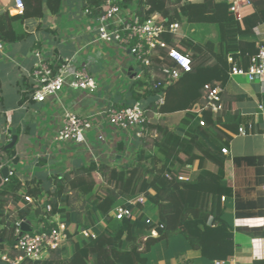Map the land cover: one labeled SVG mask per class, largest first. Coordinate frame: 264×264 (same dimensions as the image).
<instances>
[{
	"label": "trees",
	"instance_id": "obj_1",
	"mask_svg": "<svg viewBox=\"0 0 264 264\" xmlns=\"http://www.w3.org/2000/svg\"><path fill=\"white\" fill-rule=\"evenodd\" d=\"M22 1L21 14L0 10V40L4 43L29 37V20L36 21V30L55 31L42 21L45 11L54 17L63 0ZM77 2L78 10H86L85 16L95 20L106 11L109 0ZM118 4L140 20L158 13L160 18L179 23L183 37L168 34L164 39L190 55L192 68L162 88V84L155 86L160 78H151L148 67L143 79L131 80L125 100L113 104L122 108L139 101L146 109L144 131L140 138L134 137L137 145L129 162L121 160L124 146L118 142V156L112 161L90 160L60 172L24 178L12 169L5 181L0 167V254L14 243L11 229L15 221H43L57 214L66 224L67 241L42 259L22 264H157L189 250L198 251L206 262L226 260L235 249L234 230L264 237L263 227H234L232 220L224 217L226 206L220 200L221 196L224 200L233 198L235 218L264 216V191L250 196L252 188L238 189L252 183L263 185V154L233 156L235 184L229 187L224 181L229 154L221 151L228 150L231 142L228 131L237 132L243 122L246 131L253 130L252 117L244 118L239 108H233L234 103L248 97L228 89L232 64L227 59L231 57L246 68L249 56L257 52L252 29L264 21V0H253L254 11L245 15L242 23L229 11L227 0H120ZM40 46L39 41L32 44V48ZM58 59L53 62L57 64ZM154 68L158 71L160 63L155 61ZM17 83L19 102L31 100L34 82L30 75H22ZM205 84L221 88L223 108L217 113L203 110L198 115ZM161 95L162 104L158 102ZM259 100L264 109V94ZM2 102L0 93V119ZM181 111L183 116L174 125L161 124L153 117ZM19 132L15 127V134ZM15 145L7 149L0 146V154L6 155L11 166ZM37 164H42V158ZM25 194L33 202L25 201ZM140 197L142 204L136 202ZM48 204L50 210L46 209ZM118 205L132 210L136 218L114 217L112 211ZM84 230L89 234L84 235ZM0 264H5L1 258ZM253 264H264V258L254 259Z\"/></svg>",
	"mask_w": 264,
	"mask_h": 264
},
{
	"label": "crops",
	"instance_id": "obj_2",
	"mask_svg": "<svg viewBox=\"0 0 264 264\" xmlns=\"http://www.w3.org/2000/svg\"><path fill=\"white\" fill-rule=\"evenodd\" d=\"M10 2L11 0H0V10H5ZM77 3V0H63L59 12L52 18L45 11L46 17L42 24L54 29V32L36 30V21L30 20L31 22L27 23L31 31L29 37L21 42L4 43V49L0 52V93L3 98L0 146L5 147L10 142L12 130H15V127L20 129L15 145V157H18V162L12 163L13 166H11L7 163L6 155L0 154V165L3 160L22 178L43 175L52 171L60 172L74 164L90 160L111 161L118 156L116 150L118 142H123L124 150L120 157L125 162L137 145L133 132H125L108 126L102 115L103 109L107 106L105 105L106 100L109 99L110 105L115 101L114 98L128 89L133 60L129 52L118 45L93 41L95 22L78 10ZM11 10L9 9L10 14H14ZM253 11V7L247 8L245 15ZM260 40L261 38L257 37L256 47ZM34 41L40 42L41 46L38 50L45 58L70 57L79 50L80 56L77 58L87 63L90 74L97 81L96 91L92 94H82L63 90L56 99L44 102L27 100L21 104L19 102L21 96L16 90V84L22 75L30 74L36 61L32 52L37 49L32 48ZM228 89L237 94L247 95V99L234 103L233 108H239L244 118L252 117L254 130V132L253 130L246 131L245 135L239 134L238 131H228L232 139L227 147L229 159L224 163V181L227 186L234 187L235 168L232 157L256 154H263L264 157V109L259 100V95L264 94V81L246 82L241 76H234L229 80ZM65 109L90 116L94 125L97 126L94 127L95 131L87 135L84 144H55L53 142L55 131ZM178 113L182 115L174 124L183 116L182 111ZM239 126L245 128L244 122ZM97 130L103 134L104 141L96 139ZM112 152L115 154L110 159L109 154ZM35 154L42 158L41 165L37 164L38 157ZM248 188L253 189L250 191V196H256L257 191H264V183L261 187L254 183L249 186H238L241 191ZM223 202L226 206L224 217L232 220L234 227L264 228V216L235 218L233 198H227ZM156 234V232L152 233L153 236ZM234 242L233 255L222 264H253L254 259L264 258V237H250L234 230ZM159 264H214V262H206L200 257L198 251L189 250L179 258L160 259Z\"/></svg>",
	"mask_w": 264,
	"mask_h": 264
},
{
	"label": "built area",
	"instance_id": "obj_3",
	"mask_svg": "<svg viewBox=\"0 0 264 264\" xmlns=\"http://www.w3.org/2000/svg\"><path fill=\"white\" fill-rule=\"evenodd\" d=\"M120 0H109L106 11L94 20L95 36L93 41L115 44L129 52L133 60V70L131 80H140L145 76L146 68H150V77L158 76L159 82L155 86L166 88L168 85L179 79L182 74L189 72L192 68V60L188 53L180 51L175 46H171L164 39V35H174L182 38L179 32V23L169 22L160 18L158 13H153L147 18L140 20L133 11H123L118 4ZM229 11L234 18L242 23L247 8L253 7V0H227ZM11 11L14 14H21L24 9L22 0H14ZM9 11V10H8ZM10 12V11H9ZM11 13V12H10ZM86 14V10L83 12ZM256 37L261 38L257 44V52L249 56L246 68L233 62L228 57L231 68L229 77L246 76L248 81H264V21L259 22L252 29ZM4 49V42L0 40V52ZM36 58L30 77L34 82V90L31 93V100L34 102H44L56 99L60 92L92 94L97 89V81L90 74L87 63L78 60L79 50L70 57H59L55 64L53 58H45L40 50L34 49ZM155 61L160 63L158 71L154 68ZM204 102L202 107L196 110L201 115L203 110H210L213 113L219 112L223 108L220 92L217 85L205 84L203 87ZM164 95L159 96L160 104L164 101ZM104 122L113 128L125 132H133V136L140 138L144 131L146 121V109L141 102L137 101L131 106L117 108L109 105L102 111ZM200 124L203 125L201 121ZM93 120L90 116L82 115L74 110L65 109L61 122L55 131L53 142L55 144H84L87 135L95 131ZM97 127V126H96ZM99 127V125H98ZM238 133L245 135L247 132L243 126H239ZM96 139L104 141L103 134L97 130ZM223 153H227L226 148H222ZM10 164V162H7ZM2 160L0 167L7 166ZM8 175L12 169L8 166ZM7 178L2 179L5 181ZM179 179H185L179 177ZM25 201L33 202L30 195H24ZM220 200L223 202L224 197ZM136 202L142 204L144 199L137 198ZM47 210L51 209L50 204ZM117 219L129 218L134 220L136 214L129 208L118 205L112 211ZM46 217V215H44ZM25 225V229L22 227ZM47 224L44 228V225ZM14 243L7 251L0 254L1 260L5 264H22L25 260H40L47 256L51 249H56L67 241L66 224L53 215L46 220L37 221L35 219H21L14 222L11 229ZM152 233H155L153 230ZM84 235L89 231L84 230ZM228 259V258H227ZM225 260L214 261V264H222Z\"/></svg>",
	"mask_w": 264,
	"mask_h": 264
},
{
	"label": "rangeland",
	"instance_id": "obj_4",
	"mask_svg": "<svg viewBox=\"0 0 264 264\" xmlns=\"http://www.w3.org/2000/svg\"><path fill=\"white\" fill-rule=\"evenodd\" d=\"M194 1V0H193ZM29 22H31L30 20H29ZM242 78H244V81H246V82H248V79H247V77L246 76H244V75H242L241 76ZM7 91V90H6ZM9 92H11V91H9ZM126 94H127V90H125L123 93H120V95L119 96H117L116 98H114L113 100H115V101H113V103H110V105H113V104H115V103H120V102H123L124 100H125V96H126ZM105 105H107V106H109V99L108 100H106V104ZM107 106H105V108L107 107ZM182 115V113H172V114H167V115H163V114H161V115H158V114H156V115H154L153 117L154 118H156V119H158L159 121H160V123L161 124H166V125H173L174 124V122L180 117ZM201 122V121H200ZM202 125V124H201ZM154 133V132H153ZM57 147V146H56ZM114 152H112L111 154H109L110 155V159H112L113 158V156H114ZM35 156H36V154H35ZM36 157H38V156H36ZM40 157V156H39ZM38 157V158H39ZM112 161V160H111ZM125 162H129V158H126L125 159ZM13 163V162H12ZM71 167V166H70ZM69 167V168H70ZM32 220V219H31ZM160 261V260H159ZM159 261L157 262V264H159Z\"/></svg>",
	"mask_w": 264,
	"mask_h": 264
},
{
	"label": "water",
	"instance_id": "obj_5",
	"mask_svg": "<svg viewBox=\"0 0 264 264\" xmlns=\"http://www.w3.org/2000/svg\"><path fill=\"white\" fill-rule=\"evenodd\" d=\"M14 6V0H11V2H10V5L9 6H7L6 8H5V10H9L10 8H12ZM12 137H11V140H10V142L4 147V149H7V148H11V147H13L15 144H16V142H17V135L15 134V130H12ZM18 162V157H14V159H13V163L14 164H16ZM2 178L3 179H5V178H7L8 177V167L7 166H5V167H3L2 168ZM22 227L25 229V225L24 224H22Z\"/></svg>",
	"mask_w": 264,
	"mask_h": 264
},
{
	"label": "clouds",
	"instance_id": "obj_6",
	"mask_svg": "<svg viewBox=\"0 0 264 264\" xmlns=\"http://www.w3.org/2000/svg\"><path fill=\"white\" fill-rule=\"evenodd\" d=\"M9 162H10V161H9ZM12 162H13V161H12ZM4 167H5V166H4ZM7 167H8V166H7ZM2 168H3V167H2ZM1 179H3V178H2V175H1Z\"/></svg>",
	"mask_w": 264,
	"mask_h": 264
}]
</instances>
